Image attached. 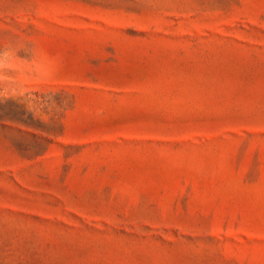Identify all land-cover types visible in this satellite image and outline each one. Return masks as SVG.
<instances>
[{
	"label": "rangeland",
	"instance_id": "rangeland-1",
	"mask_svg": "<svg viewBox=\"0 0 264 264\" xmlns=\"http://www.w3.org/2000/svg\"><path fill=\"white\" fill-rule=\"evenodd\" d=\"M0 264H264V0H0Z\"/></svg>",
	"mask_w": 264,
	"mask_h": 264
}]
</instances>
